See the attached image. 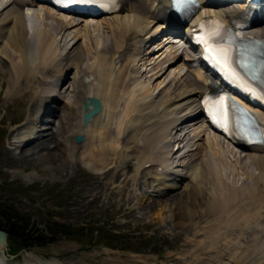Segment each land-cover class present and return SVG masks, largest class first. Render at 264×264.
<instances>
[{"label": "bare ground", "instance_id": "6f19581e", "mask_svg": "<svg viewBox=\"0 0 264 264\" xmlns=\"http://www.w3.org/2000/svg\"><path fill=\"white\" fill-rule=\"evenodd\" d=\"M213 1L209 0L212 4L204 2L198 16L213 14L229 21L243 7L236 3L222 6ZM166 2L137 0L121 13L84 19L80 30L88 34L93 48L92 55L87 56L85 45L75 42L68 46L71 35L68 29L82 22L81 17L57 13L39 4L35 15H31L34 25L27 24V16L35 5L32 0H0V64L9 65V80L13 81L7 95L14 97L26 86L30 92L22 95L23 102L28 100L29 113H33L19 133L31 137L19 139L17 148L29 144L28 149L21 148V153L30 150L31 156H55L70 163L80 160L88 170L100 174L109 172L119 162L117 176L122 181L129 178L126 184L134 179V174L127 175L130 169L125 167L135 166L136 178H143L142 181L152 174L149 182L157 186V192L172 188L170 179L181 182L180 192L172 197L166 209L169 216L166 218H170L173 227L191 229L194 236L192 247L179 257L181 264H264V147L236 146L201 124L198 95L207 87L201 71L187 70L181 74L177 66V72L170 79L171 95L163 98L162 103L156 100L157 95L148 84L139 81L144 73L161 71L163 63L183 56L166 36H163L164 45H168L164 52L148 56L156 47H162L158 45L143 51L147 42L163 29L160 24L150 31L155 20L172 19L165 11ZM94 31L99 37H95ZM251 33L262 36L264 20ZM63 40L65 52L62 54L58 47ZM71 68L74 71L67 75ZM68 76V86L59 91V83ZM177 79L183 81L180 83ZM89 97L100 99L102 110L84 126V101ZM176 99L180 103L176 104ZM51 100L61 101L58 111L48 106ZM182 107L186 112L178 114ZM40 113L56 116L59 125L55 126L56 119H51L37 134ZM259 114L264 120V114ZM61 133L64 134L59 138ZM77 134L84 136L83 142L75 143ZM49 136L52 142L48 146L44 137ZM201 136H204V147L195 145L194 141L191 144L193 138L199 140ZM172 144H178L177 148ZM45 146L55 153H50ZM131 152H136L133 164L129 159ZM225 156H232L238 164L245 159L249 161L247 168L240 166L243 173L236 183L221 178L216 163L211 165L212 160L224 162ZM227 162L229 166L230 161ZM176 166L183 169L176 170ZM208 187L210 192L206 193ZM163 201L158 197L151 199L147 208L159 216L166 207ZM195 238L201 240L196 243ZM5 249L6 241L0 246L2 258L6 255Z\"/></svg>", "mask_w": 264, "mask_h": 264}, {"label": "rangeland", "instance_id": "374dc122", "mask_svg": "<svg viewBox=\"0 0 264 264\" xmlns=\"http://www.w3.org/2000/svg\"><path fill=\"white\" fill-rule=\"evenodd\" d=\"M37 7L38 5L31 7L30 12L32 13L27 16V24L34 25L35 19L31 21L33 18L31 15H35ZM83 23L84 20L78 25L69 27L68 31L71 35L68 36V46H72L75 42L79 46L85 45L87 52L84 55L89 56L92 55L93 48L91 40H88V34L84 33V35L80 30ZM158 23V21L154 22L150 31L155 29ZM93 33L95 37H99V33L96 31ZM157 35L152 40L148 38L149 41L143 51L150 50L154 45L162 47H156L149 53V57L162 53L167 48L168 44L164 45L163 33ZM62 42L64 44V40L60 41L59 47L61 48L58 47V51L63 54L65 48L64 45L62 46ZM169 57L171 56L169 55ZM177 66H179L178 58L167 61L162 64L161 71L156 69L146 72L139 80L152 88L159 103L169 98V94L171 95L168 90L170 79L171 75L173 76L177 72ZM139 68L143 67L139 66ZM73 71V68L69 69L67 75H71ZM152 73L154 74L152 75ZM9 78V65L3 67V63L0 64V204L9 206L15 212L19 211V214L29 218L30 224L36 227L39 232H45L48 229L47 221H58L70 225V231L79 233L81 237L80 235L79 238L61 237L47 244H41L36 240L30 247L24 249H20L15 240L7 237L6 255L5 258L0 257V264H47V262H57V264H181L179 257L192 247L194 236L192 237L191 229L173 227L170 218H166L168 216L167 206L172 202V197L180 192L181 182L170 179L168 182L172 188L166 187L157 192V186L155 188L152 182H149L152 180V174L145 177L146 181H142L143 178H136L135 166L125 167L130 169L127 175L134 174V179L126 184L128 177L122 181V177L117 176L120 174L119 168H117L119 162L114 163L111 170L107 171L108 173L100 174L88 170L80 160L70 163L55 156L40 158L35 155L31 156L30 150H24L25 152L21 153V148L28 149L29 144L17 148L18 140H23L24 136L25 139L31 137L19 134L22 133L30 114H33L29 113L28 100L23 102L25 96H22L30 90L24 86L14 97L8 96V87L13 83ZM69 79L68 76L59 83V91L65 90ZM176 81L181 83L183 80L177 79ZM160 90L162 91L160 92ZM161 93L164 94L160 95ZM175 102L176 104L180 103L178 99ZM48 105L58 111L57 108L62 104L61 101L51 100ZM179 110L178 114L186 112L184 107ZM179 110L177 109L176 112ZM54 117L56 116L40 113V121L36 123V133L44 130L43 126L51 123V119H56L53 124L58 126V119ZM198 125L197 123L196 127ZM37 134L35 135L39 136ZM63 134L61 133L58 137L60 138ZM44 138L47 143L52 142L50 136ZM193 141L195 145L198 143L204 147V136H201L199 140L193 138L191 144ZM177 145H175V149ZM45 147L47 149V146ZM47 150L50 153L55 151L54 149ZM238 151L244 152L241 149ZM194 152H197V149ZM135 155L136 152L129 153L132 164L136 161L132 158ZM225 155L230 156L228 152H225ZM227 156H225L226 159L223 158L224 162L221 161L224 165L219 160L215 162L212 160L211 165L215 166L216 163V170L219 174L221 172V178L230 183H236L240 179L238 176L243 173L240 166L247 168L249 161L245 159V162L238 164L232 156L231 160ZM227 161H230L229 166H226ZM232 161L235 162L234 165ZM181 168L182 166L175 167L179 171L183 169ZM243 181L241 180V182ZM144 182L146 183L144 184ZM217 184L219 183L217 182ZM209 192L210 188L208 187L206 193ZM156 197L165 200L163 203L166 204L159 216L155 211H150L147 208L149 201ZM196 200L199 201V198L197 197ZM194 227L196 226L192 228ZM6 228L7 225L0 215V229L5 230ZM195 240L197 243L201 239L195 238Z\"/></svg>", "mask_w": 264, "mask_h": 264}, {"label": "trees", "instance_id": "16d2710c", "mask_svg": "<svg viewBox=\"0 0 264 264\" xmlns=\"http://www.w3.org/2000/svg\"><path fill=\"white\" fill-rule=\"evenodd\" d=\"M0 215L7 225L5 231L8 237L15 240L19 244L20 249L30 247L36 240L41 244H47L61 237L79 238L80 235L77 232L70 231V225L58 221H47L48 229L45 232H39L36 227L30 224L29 218L24 217L21 213L19 214V211L15 212L9 206L2 204H0Z\"/></svg>", "mask_w": 264, "mask_h": 264}, {"label": "water", "instance_id": "95a60500", "mask_svg": "<svg viewBox=\"0 0 264 264\" xmlns=\"http://www.w3.org/2000/svg\"><path fill=\"white\" fill-rule=\"evenodd\" d=\"M99 108H100V105L97 104L96 106H94V107L90 110V112H85V114H84V120H85V122H87L88 119H89V117H90L93 113H95L96 111H98ZM82 139H83V138H82L81 135H77V136H76V141H81ZM6 236H7L6 232L0 229V246L3 245V243H5V241H6Z\"/></svg>", "mask_w": 264, "mask_h": 264}, {"label": "snow or ice", "instance_id": "6c2138e0", "mask_svg": "<svg viewBox=\"0 0 264 264\" xmlns=\"http://www.w3.org/2000/svg\"><path fill=\"white\" fill-rule=\"evenodd\" d=\"M79 2H86V0H79Z\"/></svg>", "mask_w": 264, "mask_h": 264}]
</instances>
